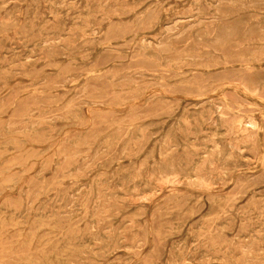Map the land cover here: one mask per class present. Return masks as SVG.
I'll return each mask as SVG.
<instances>
[{"label": "rangeland", "instance_id": "374dc122", "mask_svg": "<svg viewBox=\"0 0 264 264\" xmlns=\"http://www.w3.org/2000/svg\"><path fill=\"white\" fill-rule=\"evenodd\" d=\"M254 79L264 0H0V264H264Z\"/></svg>", "mask_w": 264, "mask_h": 264}, {"label": "bare ground", "instance_id": "6f19581e", "mask_svg": "<svg viewBox=\"0 0 264 264\" xmlns=\"http://www.w3.org/2000/svg\"><path fill=\"white\" fill-rule=\"evenodd\" d=\"M35 3V2H34ZM200 3V2H199ZM36 4V3H35ZM34 4V5H35ZM60 4V3H59ZM258 4V3H257ZM216 6V5H215ZM54 7V6H53ZM199 8V6L197 7V9ZM200 12V11H199ZM84 15V14H83ZM197 15V14H196ZM204 15V14H203ZM195 17V16H194ZM198 17V16H197ZM190 18V17H189ZM193 18V17H192ZM179 20H181V19H179ZM192 20V19H191ZM203 20V19H202ZM212 20V19H211ZM182 21V20H181ZM199 21V20H198ZM203 21H206V20H203ZM183 22V21H182ZM173 23H174V21H173ZM179 23V22H178ZM72 25V24H71ZM192 25V24H191ZM194 26V25H193ZM260 26V25H259ZM165 28V27H164ZM176 28V27H175ZM186 28V27H185ZM70 29V28H69ZM178 29V28H177ZM188 29V28H187ZM202 29V28H201ZM185 31V30H184ZM67 32V31H66ZM183 34V33H182ZM181 34V35H182ZM167 35V34H166ZM196 35V34H195ZM164 36H165V34H164ZM175 37V36H174ZM182 37V36H181ZM224 37H225V35H223V34H221L220 36H218L217 38H216V40H215V42H221V40H223L224 39ZM76 38V37H75ZM160 38V37H159ZM180 38V37H179ZM162 39V38H161ZM177 39V38H176ZM201 39V38H200ZM172 40H174L173 39V37H172ZM180 40V39H179ZM146 42V41H145ZM217 42V43H218ZM147 43V42H146ZM153 43V42H152ZM155 43V42H154ZM168 45V44H167ZM156 46V45H155ZM61 47V46H60ZM151 47V46H150ZM64 49V48H63ZM168 50V49H167ZM169 51V50H168ZM212 53V52H211ZM56 55H58V54H56ZM43 58V57H42ZM4 70V69H3ZM263 85H264V82L262 81V80H260V79H254V80H252V81H250L249 83H242V88H243V90L246 92V93H248V94H251L252 96L253 95H257L258 94V92L263 88ZM250 95V96H251ZM254 98V97H253ZM211 106L213 107V110H214V112H216L217 113V115H218V117H217V120H216V123H218V124H220V123H223V121H224V115L222 114V112H221V106H220V104H215V103H211ZM190 110H192V109H190ZM176 123V122H175ZM3 124V123H2ZM237 125H236V127L237 128H243L244 129V131H245V133H243V134H241V135H239L240 133H241V131L239 132V134H238V132H234L233 134L234 135H236L237 136V139H239V141H238V143H231L230 144V146H231V148L232 149H234V150H236V151H239V152H243L242 151V146L243 147H247V145H248V142H249V139H251V137L253 136V134L252 133H248L247 132V130H248V126H253V124H254V126H255V123L253 122V124L251 123V124H248V123H243L242 121L241 122H239V124H238V122L236 123ZM229 125L228 124H225L224 125V129H227V130H229ZM220 132V131H219ZM163 135V134H162ZM219 135V134H218ZM159 136V135H158ZM161 136V135H160ZM216 142V141H215ZM209 146H211L210 148H212V149H217V145L215 144V143H213V144H211V145H209ZM157 149V148H156ZM153 150V149H152ZM171 150H172V145L171 144H168L167 145V148H166V151H163L162 153H161V156H162V158L164 159V160H166L167 158H169L170 157V153H171ZM144 154V153H143ZM242 156V155H241ZM246 156V155H245ZM144 160V159H143ZM142 160V161H143ZM262 162V161H261ZM159 167H160V169H161V178L163 179V181H165L166 183H169V184H173V183H175V181H176V177L178 176L177 175V173L173 170V167H172V165H170V164H167L165 161L164 162H162V163H160V165H159ZM245 169V168H244ZM225 173V172H224ZM152 176V175H151ZM136 179V178H135ZM143 179V178H142ZM203 179V178H202ZM206 181V180H205ZM158 182V181H157ZM156 182V183H157ZM180 182V181H179ZM178 182V183H179ZM193 182V181H192ZM155 183V184H156ZM162 183L163 182H161L160 183V185H162ZM201 184L203 183H205L204 181H201L200 182ZM155 184H153V185H155ZM158 184V183H157ZM175 184H177V183H175ZM179 184H181V183H179ZM108 185V184H107ZM145 185V184H144ZM178 185V184H177ZM177 185H175V186H177ZM163 186V185H162ZM215 187V186H214ZM157 188V187H156ZM193 189H195V188H193ZM133 190H135V189H133ZM155 190H157V189H155ZM132 191V190H131ZM203 191V190H202ZM158 192V191H157ZM223 193V192H222ZM150 194V193H149ZM147 196H149V195H147ZM131 198H132V196H131ZM139 198V197H138ZM245 250V249H244ZM243 254V253H242ZM202 256V255H201ZM245 256V255H244ZM246 258V257H245Z\"/></svg>", "mask_w": 264, "mask_h": 264}]
</instances>
